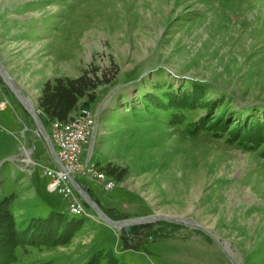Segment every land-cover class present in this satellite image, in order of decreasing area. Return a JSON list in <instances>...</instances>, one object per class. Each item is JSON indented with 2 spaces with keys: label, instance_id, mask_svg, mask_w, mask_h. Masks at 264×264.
I'll list each match as a JSON object with an SVG mask.
<instances>
[{
  "label": "rangeland",
  "instance_id": "rangeland-1",
  "mask_svg": "<svg viewBox=\"0 0 264 264\" xmlns=\"http://www.w3.org/2000/svg\"><path fill=\"white\" fill-rule=\"evenodd\" d=\"M0 61L38 114L47 80L107 72L111 82L73 115L82 107L96 115L83 158L92 151L100 166L128 174L111 191L78 179L99 206L128 218L177 219L128 239L82 196L87 213L72 214L43 173L56 164L50 125L40 130L0 70V201L12 196L19 223L53 210L82 220L70 242L20 244L8 264H82L97 250L126 264H264V140H241L232 126L191 132L202 110L179 121L172 109L144 104L199 83L245 108L246 123L263 120L264 0H0Z\"/></svg>",
  "mask_w": 264,
  "mask_h": 264
},
{
  "label": "trees",
  "instance_id": "trees-1",
  "mask_svg": "<svg viewBox=\"0 0 264 264\" xmlns=\"http://www.w3.org/2000/svg\"><path fill=\"white\" fill-rule=\"evenodd\" d=\"M99 72L100 69L95 67L85 70L77 77L58 76L47 80L39 97L41 121L50 125L53 120H67L73 116L82 99L94 100L97 89L112 80V78H108L107 72L102 74ZM174 89L171 88L172 91L164 95L168 102L163 100L144 102L145 109L150 110L152 104H157L160 109H172L173 116L179 121L186 119L190 110L200 109L204 114L199 115L198 120L190 121L187 126L191 132L211 129L213 135H221L228 130V127L232 126L231 135H239L241 140L252 141L256 144L264 140V119L258 120L254 114L253 117H250V123H246L248 120L244 118L246 117L245 108L236 110L232 108V102H228L222 97L218 99L209 96L206 88L199 83H192V87L189 89L186 86L180 91ZM103 169L119 182L123 181L128 174L127 168H121L111 163L103 166ZM11 200L12 196H9V198L0 201V264H8L11 259L10 255L20 244L30 243L40 246L66 244L72 240L82 223V220L57 210L45 215L33 216L31 219H25L19 223L17 220L21 218L18 216L19 214L14 215L8 210ZM100 207L114 220L129 217L114 208H106L101 204ZM160 223L172 229L182 228L181 224L173 222L160 221ZM161 235L163 234L158 236ZM82 264L126 263L113 253L97 250Z\"/></svg>",
  "mask_w": 264,
  "mask_h": 264
},
{
  "label": "built area",
  "instance_id": "built-area-1",
  "mask_svg": "<svg viewBox=\"0 0 264 264\" xmlns=\"http://www.w3.org/2000/svg\"><path fill=\"white\" fill-rule=\"evenodd\" d=\"M95 125L96 115L89 107L78 126L58 127L56 121L50 123L49 137L57 152V158L56 164L45 166L43 173L48 178V189L69 200L70 212L86 211L72 178L80 182L78 176L82 175L103 186L106 191L117 186L103 180L102 176L93 171L92 151L87 159L83 158L84 149L95 134Z\"/></svg>",
  "mask_w": 264,
  "mask_h": 264
},
{
  "label": "water",
  "instance_id": "water-1",
  "mask_svg": "<svg viewBox=\"0 0 264 264\" xmlns=\"http://www.w3.org/2000/svg\"><path fill=\"white\" fill-rule=\"evenodd\" d=\"M0 70L5 77V80L10 85V87L18 95V97L23 102V104L28 109V111L32 113V115L34 116L35 120L37 121L40 127V130L45 132L39 114L35 110L34 106L30 103L29 97H27L23 93L22 89L12 80L8 72H6V70L4 69V66L1 61H0ZM50 144L52 147L53 154L57 156V152L53 146V143L51 142ZM72 182L75 188L77 189V191L81 194L85 204L91 206L100 215V217H102L106 222H108V224H110L113 227L121 229L128 239H132V235L134 237H137V234L139 233L140 230L145 229L148 225H150V223L158 219L177 221V219L175 218H169L161 215H151V216L137 217V218H125L123 220H114L96 202H94L91 199V197L88 195L89 188L85 184H82L75 178H72ZM180 221L190 223V221L188 220L181 219ZM193 224L198 225L197 223H193Z\"/></svg>",
  "mask_w": 264,
  "mask_h": 264
},
{
  "label": "bare ground",
  "instance_id": "bare-ground-1",
  "mask_svg": "<svg viewBox=\"0 0 264 264\" xmlns=\"http://www.w3.org/2000/svg\"><path fill=\"white\" fill-rule=\"evenodd\" d=\"M30 99V98H29ZM30 103L33 105V103L30 100ZM34 106V105H33ZM88 107H82L80 108L75 115H73L71 118L61 121V120H53L56 121V126L58 127H69V126H78V123L82 121L83 114L85 111H87ZM92 166L93 171L95 173H98V176H102L103 180L111 183L112 185H117L118 181L113 177L107 174V172L103 169V166H100L98 163L92 160ZM74 215H85L87 211H77V212H71Z\"/></svg>",
  "mask_w": 264,
  "mask_h": 264
},
{
  "label": "crops",
  "instance_id": "crops-1",
  "mask_svg": "<svg viewBox=\"0 0 264 264\" xmlns=\"http://www.w3.org/2000/svg\"><path fill=\"white\" fill-rule=\"evenodd\" d=\"M83 184H85L89 189H91V187L89 186V184L86 182V180L84 181V179H79ZM92 191V189H91ZM94 191V190H93ZM97 194V193H96Z\"/></svg>",
  "mask_w": 264,
  "mask_h": 264
}]
</instances>
